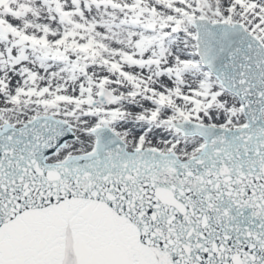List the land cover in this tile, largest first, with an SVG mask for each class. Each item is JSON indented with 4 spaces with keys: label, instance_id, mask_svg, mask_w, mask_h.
Returning <instances> with one entry per match:
<instances>
[{
    "label": "snow or ice",
    "instance_id": "6c2138e0",
    "mask_svg": "<svg viewBox=\"0 0 264 264\" xmlns=\"http://www.w3.org/2000/svg\"><path fill=\"white\" fill-rule=\"evenodd\" d=\"M0 264H264V0H0Z\"/></svg>",
    "mask_w": 264,
    "mask_h": 264
}]
</instances>
